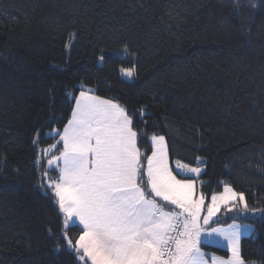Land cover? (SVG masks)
<instances>
[{
  "label": "trees",
  "instance_id": "obj_1",
  "mask_svg": "<svg viewBox=\"0 0 264 264\" xmlns=\"http://www.w3.org/2000/svg\"><path fill=\"white\" fill-rule=\"evenodd\" d=\"M81 90L126 109L145 166L162 135L171 166L201 167L204 209L243 193L210 228L250 224L241 257L264 264V0H0V264H84L47 183Z\"/></svg>",
  "mask_w": 264,
  "mask_h": 264
},
{
  "label": "snow or ice",
  "instance_id": "obj_2",
  "mask_svg": "<svg viewBox=\"0 0 264 264\" xmlns=\"http://www.w3.org/2000/svg\"><path fill=\"white\" fill-rule=\"evenodd\" d=\"M121 71L133 76L131 69ZM140 112L143 115L145 109ZM49 135H58L63 149L48 160L50 168H59V177L49 180L48 188L65 225L75 218L83 227L75 244L67 236L64 239L84 264H209L200 246L204 237L213 234L226 242L230 256L212 257L211 264H244L241 230L229 225L206 232L201 220L203 225L215 223L212 218L221 205L232 211L238 204L248 211L245 195L225 185L222 194L211 196L207 214L202 216L205 197L203 193L197 197L192 179L201 175V168L176 161L179 171L173 174L162 135L151 137L145 166L139 134L118 103L81 90L63 131ZM53 148L56 145L44 149L43 155ZM36 163H41L39 157ZM157 198L179 211H166Z\"/></svg>",
  "mask_w": 264,
  "mask_h": 264
},
{
  "label": "rangeland",
  "instance_id": "obj_3",
  "mask_svg": "<svg viewBox=\"0 0 264 264\" xmlns=\"http://www.w3.org/2000/svg\"><path fill=\"white\" fill-rule=\"evenodd\" d=\"M50 133H54V131H50L48 134H50ZM152 142V141H151ZM49 148V147H48ZM48 148H46V149H48ZM54 150V148L53 149H51V151L49 152V154L52 152ZM59 155V154H58ZM58 155H54V156H58ZM52 158V157H51ZM50 158V159H51ZM181 163V162H180ZM181 164H183V163H181ZM189 167H197V166H191V165H188ZM52 168H55V169H57L58 170V174H59V168L56 166V165H53L52 166ZM201 168V167H200ZM170 169H172L173 170V174H176L178 171H179V169L177 168V164H176V162H174L173 163V166H171L170 167ZM201 173L203 172V169L201 168ZM200 177V176H199ZM199 177H196V176H192V179L194 180V181H196V191H197V194H198V196H199V194L201 193L200 191H199V185L202 183V180L200 181L199 180ZM146 179V178H145ZM225 187V186H224ZM223 191H224V188L221 190V192H219V193H216V195H220V194H222L223 193ZM236 192V191H235ZM213 195V194H212ZM211 195V196H212ZM211 196H210V202H211ZM164 202V201H163ZM205 202H206V198H205ZM165 204H166V202H164ZM231 203V202H230ZM236 206H239L238 204L236 205ZM222 207H225L224 205H221V208ZM240 207H242V206H240ZM174 210L175 211H179V209H175L174 208ZM243 213H245L244 211H240V214H243ZM207 214V208H205L204 210L202 209V213H201V215L203 216V215H206ZM220 218V213L219 212H217L216 213V215L212 218L213 219V221H215V220H217V219H219ZM212 224V222L210 221V223L208 224V225H203V221L201 220V225H202V227H203V229L206 231V232H210L211 231V229L212 228H227L229 225H235V226H237L240 230H241V237H243V236H246V235H249V234H251L252 233V230H253V227L250 225V224H248V223H246V222H242V223H240V222H229L228 224H226V225H228V226H214V227H211L210 228V225ZM206 226H208V227H206ZM204 239V244H208V245H212V246H216V247H219V248H222V249H225V250H227L226 249V242H224V241H222L219 237H217V236H215L214 234H213V236H211V237H204L203 238ZM202 251V250H201ZM209 255H207V257H206V259L208 260V262H209V264H211V260H212V257H217V258H222V259H227L229 256H230V253L228 252V256L227 257H223V256H221L220 254H217V253H213V252H210V251H206ZM206 254V253H205ZM244 264H247V263H245L244 262Z\"/></svg>",
  "mask_w": 264,
  "mask_h": 264
},
{
  "label": "crops",
  "instance_id": "obj_4",
  "mask_svg": "<svg viewBox=\"0 0 264 264\" xmlns=\"http://www.w3.org/2000/svg\"><path fill=\"white\" fill-rule=\"evenodd\" d=\"M91 95V94H90ZM79 96V95H78ZM77 96V97H78ZM74 106H75V103H74ZM61 147H62V149H63V144H62V142H61ZM62 151V150H61ZM169 164V163H168ZM170 165V164H169ZM171 166V165H170ZM58 177H59V174H58ZM178 178H180L179 176H178ZM196 195H197V197H198V194H197V191H196ZM157 200H158V203L160 204V205H162V206H164L165 207V210L166 211H170V210H174V206H172V205H167V204H165L163 201H160L158 198H157ZM160 201V202H159ZM162 202V203H161ZM211 202L209 201V204H210ZM203 210H204V208H203ZM69 223L70 224H72V225H76V226H78L80 229H81V233H80V235L82 234V231H83V227H82V225H79V221L78 220H76L75 218H73L72 220H70L69 221ZM225 226H228V225H225ZM80 235H79V237H80ZM79 237H78V239H79ZM207 257V256H206ZM85 259H87V258H85ZM89 264H90V262H89Z\"/></svg>",
  "mask_w": 264,
  "mask_h": 264
}]
</instances>
